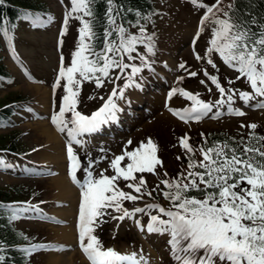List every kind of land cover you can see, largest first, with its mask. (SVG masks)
<instances>
[{
    "label": "snow or ice",
    "instance_id": "6c2138e0",
    "mask_svg": "<svg viewBox=\"0 0 264 264\" xmlns=\"http://www.w3.org/2000/svg\"><path fill=\"white\" fill-rule=\"evenodd\" d=\"M70 3L71 7L64 12L58 43H63L69 17L72 16L80 21L78 37L76 46L70 52V63L65 65L64 54L60 53L53 93L61 85V78L65 81L62 84L64 92L58 111L51 113V121L67 134L68 171L80 190L78 239L91 264H145L144 259H138L136 252H120L103 246L100 237L95 234L94 230L104 222L109 209L115 210L120 220L133 217L135 223L141 228L146 227L148 232L167 234L166 243L176 264H264V135L255 131L256 122H248L250 130L246 137L234 136L208 142L201 132L203 139L197 146L200 159H195V149L189 143L188 134H183L178 143L186 150V168L182 166L171 177L164 169L152 188L147 187L143 173L155 172L163 162L151 137L131 148L127 147L132 144L129 138L122 151L113 154L110 159L100 155L93 159L89 154L88 159L81 163L73 142L83 144L81 134L92 132L103 123L117 118L119 105L114 96L123 97L128 86L143 87L140 83L144 79L141 70L154 71L149 54L155 53L156 41L155 33L141 23L139 10L129 9L135 11L137 18L126 19L123 17L126 11L123 4L106 0L103 31L99 34L103 37L102 46L96 47L98 33L94 31L93 0H70ZM192 3L204 9L192 38L195 58L206 59L207 64L215 69L217 65L211 55L215 51L228 66L238 71V75L227 77L226 87L218 73H209L205 67L202 69L205 76L219 92L215 102L211 98L201 99L198 93L186 88L172 87L169 97L180 93L192 103L183 108L171 107L170 110L182 120H200L213 107L215 111L212 115H220L221 106L226 104L228 113L243 115L244 109L233 104L237 95L246 105L256 96L264 98V14L258 17L250 8L241 12L235 0H229L226 6H221L220 0L213 3L192 0ZM85 15L91 19H85ZM150 16L151 13H145L142 18L147 22ZM4 19L7 20V17ZM33 20L46 22L39 15H33ZM206 23L211 25V35L202 56L195 46ZM132 25L137 26L136 31H131ZM2 30L10 40L7 26ZM141 46L144 51H141ZM11 51L19 60L15 48ZM185 65L186 62L181 61L179 67L184 69ZM137 74H140L138 78ZM186 74L194 77L197 72L192 70ZM121 77L123 83L115 84V80ZM240 77L245 78L250 90L232 86V81ZM182 79L177 77V80ZM84 81H93L97 87L105 85L106 81L113 82L107 98L90 114L77 107L80 85ZM200 82L207 83V80L201 78ZM208 90L211 91V87ZM250 106L264 107V99ZM66 112L70 116H66ZM240 123L244 126L243 121ZM3 159L0 157V162ZM104 159H108L112 174H107L103 168L99 174H94L92 165ZM177 159H180L179 155ZM77 169H82V179L78 177ZM119 179H123L127 187L134 191L121 188L117 182ZM153 189L168 201L167 206L153 198ZM145 195L152 199L143 205L126 207L123 203L125 199L141 200ZM23 204L27 205L28 201ZM3 206L12 210L10 219H15L19 210L16 203L8 202ZM143 212L148 214L146 225L135 215ZM51 246L45 243L16 245L24 250L25 255ZM6 247L8 245L0 240V262L5 261L3 250Z\"/></svg>",
    "mask_w": 264,
    "mask_h": 264
},
{
    "label": "rangeland",
    "instance_id": "374dc122",
    "mask_svg": "<svg viewBox=\"0 0 264 264\" xmlns=\"http://www.w3.org/2000/svg\"><path fill=\"white\" fill-rule=\"evenodd\" d=\"M51 1V12L49 14L41 17L43 21L39 22L38 27L40 29L35 30V24L28 23L21 26L19 37L15 38L13 46L15 47L19 60L16 56L12 54L8 46H3L1 55L6 66L13 72V79L9 84H5L0 88V100L6 95H16L22 94L27 97V101L24 103L26 108L19 111L15 117L14 126L0 128V134L10 133L12 128L21 130V135L17 136L21 143L25 144L24 148L29 153V160L24 163L21 167L26 169H32L35 171L34 174H26L21 178L11 175L10 173H5L4 170L0 169V189L6 188L8 185H19V186H29L38 187V192L36 195L42 197L41 202L32 203V205L38 207L36 211H26L25 214H35L38 217L35 219L30 218H20L18 219V227L26 232V234L34 235L38 243H45L52 245L51 247H43L35 249L36 252L31 254V258L35 264H51V253H57L53 247V241L58 240L62 231L59 227L69 226L73 228V232L78 233L77 218L78 211L74 214L75 204L71 209L73 213L66 215L71 217V223H69L62 215L61 208L69 207V200L64 199V197L58 198L56 194L58 193V188L53 186L52 176L58 175L59 169L55 167L54 156L57 152L51 156V161L49 158H44L47 155L44 154L51 149L48 148V141L44 138V135L40 133V130L36 127L38 125L37 121L47 122V124L53 128L55 133H58L61 142L62 157L58 160L61 167H64L62 171L66 174L68 179V160L66 153L67 144V134L61 132L51 121V113L53 111H58V105L60 98L63 95L64 89L62 84L64 78H61V85L57 86L55 92L53 93V83L55 76L58 71L59 66V54L63 52L65 65L70 63V52L76 46L78 37V26L80 21L75 16L69 17V23L67 26V31L63 35V43H58L60 30L59 24L61 17L64 16L66 8L71 7L70 0H50ZM155 5L160 9L159 16L156 17V29L158 33L156 42V51L153 61L154 71H149L147 69H142L144 79L140 80L143 87L138 88L140 91L139 96H135L133 100L141 103L142 106H147L148 101H151L152 107L147 109L146 114L142 119H139L136 123V127L129 132H125L121 135L114 134H101L100 137L94 139H88L82 137L80 138L84 141L83 144H76L73 142L74 149L77 150V154L81 159L83 164L87 159L89 154L94 159L97 155L111 158L113 154H118L125 147V142L131 138L132 144L127 147L131 148L139 144L141 140L146 141L147 138L151 137L153 141L157 144V154L162 160V165H158L155 172L145 171L146 181L148 185H154L158 180L159 176H162L163 170L167 169L168 175L172 169H177L180 165L181 158L177 159V155L181 157L183 154V148L178 143V139L183 134L187 133L189 137V143L191 144V136H196L199 132L211 131H221L226 133H231L233 135H246V130L248 122L254 121L257 124L255 131L260 129L264 132V107H251V104L256 103L257 100L264 99L262 97L256 96L254 99L250 100L248 105L244 104L243 101L237 95L236 99L233 101L234 106H239L244 109V114L228 113L227 105H222V112L220 115H212L215 111L213 107L212 111L207 115L202 117L200 120H182L179 116L173 113L170 108H183L185 105H190L192 101L182 96L180 93H174L169 97L168 93L172 87H183L189 91L197 93L200 92L201 99H210L215 102L218 98L219 92L215 85L212 84L210 80L205 76L202 69L205 67L208 69L209 73L216 71L219 75L221 74V83L225 84L227 87V77H233L236 71L229 67L220 56L216 53H212V59L214 60L217 68H213L212 65H208L206 59L197 60L193 52L192 38L195 30L198 26V20L204 9L200 6L194 5L192 0H154ZM213 0H205L206 3H210ZM211 27L205 24L204 31L197 39L195 46L196 51H199L203 56L204 49L206 48L208 39L211 35ZM159 45V46H158ZM62 48H61V47ZM181 61H185L186 65L184 69L179 67ZM21 62L22 65L21 66ZM196 70L197 75L190 77L186 74L187 71ZM231 70H233L231 72ZM153 72V73H152ZM151 74H154L153 81L150 79ZM140 75V74H139ZM138 75V77H139ZM183 77L182 80H177V77ZM157 78V80H156ZM201 78L207 80V83H201ZM122 77L115 80V84H121ZM150 79V80H149ZM160 79L165 82V86H162L161 91H165V98L163 100L161 95H158L157 87L155 83ZM152 81V82H151ZM36 85L45 86L50 94L47 98L45 107L40 103L41 98L39 89ZM232 86L238 89H248L250 90V85L242 78L233 80ZM49 87V88H48ZM113 87L112 81H106L105 85L97 87L93 81H84L81 85V91L79 93L78 99L79 104L77 107L80 111L90 114L92 110L99 107L104 101V97L108 95L111 88ZM130 87H126L123 95L126 99L129 97ZM211 87V91H209ZM136 88V87H135ZM149 89V90H147ZM121 96L117 95L115 101L119 104ZM123 102L125 101L122 99ZM157 100V102H156ZM42 102V101H41ZM155 102V103H154ZM1 103V102H0ZM29 106L31 108H29ZM43 107V113L41 110ZM141 106L135 108L140 109ZM66 116H70V113L66 112ZM124 117V116H122ZM45 120V121H44ZM241 121L244 122V126H241ZM262 128V129H261ZM125 131L126 129H122ZM65 134V135H63ZM105 136V137H104ZM192 136V137H193ZM39 145V147H37ZM31 149V150H30ZM47 149V150H46ZM103 149V151H102ZM51 152V151H50ZM15 152H10L6 156L8 158L15 157ZM21 156V153L18 154ZM83 156V158H81ZM56 157V156H55ZM58 163V164H59ZM123 163V162H122ZM23 164V163H22ZM50 165L52 168L50 169ZM94 174H99L100 169H105L107 174H112L113 170L109 166L108 159H104L98 162V164L92 165ZM48 170V172L46 171ZM57 172V173H56ZM77 174L82 179L83 173L82 169H77ZM140 173H137L139 175ZM69 182V181H68ZM121 188L125 191H133L129 187H125V181L119 179L117 181ZM70 184V183H69ZM123 184V185H122ZM72 185L76 189V205L79 203L80 190L79 186ZM147 202H137L136 205H143ZM78 208V207H77ZM107 213V212H106ZM109 215L106 217L108 225L101 224L95 231L99 233L100 239H102V244L105 247H113L114 249L126 248L130 250V247H137L140 251H145V246L149 249L152 247L150 239L144 238L143 240H138L136 236L137 231L134 226H132L127 218H124L119 223V233L114 237L110 238V235H106L109 228H115L116 222L119 218L115 219L117 215L115 210L109 211ZM148 216V215H146ZM71 229V228H70ZM132 231V232H130ZM166 236V241L168 235ZM109 237L110 239H106ZM143 241V242H140ZM75 241L73 239L68 242L69 245H74ZM144 243V245H143ZM69 246V249H72ZM79 244L76 243L75 247ZM64 249V248H63ZM75 249V248H73ZM72 250L63 256V260L57 262V264H67L69 258H72V264H88L85 257L78 255L77 252ZM51 254V256H50ZM84 258V259H83Z\"/></svg>",
    "mask_w": 264,
    "mask_h": 264
},
{
    "label": "trees",
    "instance_id": "16d2710c",
    "mask_svg": "<svg viewBox=\"0 0 264 264\" xmlns=\"http://www.w3.org/2000/svg\"><path fill=\"white\" fill-rule=\"evenodd\" d=\"M116 4H123L124 9L126 10L123 14V17L126 19H136V13L135 11H128L129 9L132 10H139L141 13V23H145V26L147 27L148 31L155 33V39H156V29L154 24V15L157 13V9L155 6H153V3L151 0H115ZM229 0H221L220 4L221 6H226L228 4ZM236 7L243 12L245 8H250L252 12H254L258 17L262 14H264V0H235ZM44 6L43 1L41 0H0V31H3L2 29L5 26H8L9 28L18 26L20 23V18H28L30 14H34V11H40L41 8ZM93 11H94V17H95V26L94 31L98 33L97 36V43L96 47L102 46V35H99L103 31V19H104V13L106 10V0H93ZM145 13H151L150 18L145 22L143 20V15ZM219 14V13H218ZM7 17V20L4 18ZM85 19H91L87 15H85ZM207 24V23H206ZM137 26L132 25L130 26L131 31H136ZM255 28V26H253ZM1 43H0V50H1ZM144 51V49H143ZM214 55L215 52H212ZM150 59H154V54H149ZM216 72V71H212ZM217 73V72H216ZM219 75V74H218ZM12 79V74L10 73V70L6 68L5 63L3 62L1 56H0V87L5 85L6 83H9V81ZM219 79L221 80V74L219 75ZM245 80V78H243ZM246 81V80H245ZM21 97H24L21 94L16 95H9L5 96L0 100V124L7 123L9 120L10 114H12L13 110L11 108L10 102H12L15 99H20ZM262 129V128H261ZM250 129H247L246 135ZM258 133H261L264 135V132L258 129L256 131ZM199 134L194 136L193 138V145H194V157L195 159H200V153L198 150V145L202 142V137ZM14 133L11 134H0V148L7 147L8 149H16L18 148L17 143L14 140H10L11 136H13ZM205 136L207 137L208 142H211L213 140H224L229 137H240L243 135H233L226 132L221 131H211L206 132ZM185 151H183V154L181 155V162L180 165L177 167V169H172V171L169 173V177L175 175L178 171L181 170V167H185L187 165V157L184 155ZM162 187V185H161ZM14 190L0 189V240H3L8 247H6L3 251L5 252V261L0 262V264H30L29 261V253L25 255L24 250L22 248L16 247V245H23L24 243H27V241L31 238L30 236H26L25 234L21 235L22 231L16 226L14 223L15 219H10L11 211L8 208H5L3 205L7 204V201L13 200L14 198H19L22 195L18 196L19 194L23 193V190L17 186L13 187ZM159 197H163L162 194L158 195ZM164 198V197H163ZM165 199V198H164ZM166 200V199H165ZM167 201V200H166ZM168 203V201H167Z\"/></svg>",
    "mask_w": 264,
    "mask_h": 264
},
{
    "label": "bare ground",
    "instance_id": "6f19581e",
    "mask_svg": "<svg viewBox=\"0 0 264 264\" xmlns=\"http://www.w3.org/2000/svg\"><path fill=\"white\" fill-rule=\"evenodd\" d=\"M153 75L154 74H151V76H152V77H150L151 80H153V77H154ZM158 80H160V79H158ZM45 86L42 87V86L36 85L37 89H39V92H40V96L39 97L41 98V101H42V102L40 101V103L43 104V107H45V105H47L45 103L47 102V98L49 97V94H50L49 90ZM155 87L162 88L161 85H156ZM130 89L131 90L129 92V98H127L124 101L126 103H127V101H130V105H128V106L126 105V107H125L124 106V102L121 101L120 102V106L116 110V113L120 116L121 120L125 124L132 125L133 123H135V121L139 120V118L137 117V113H138L137 110L132 108L133 106H136L135 101L133 99H135L134 98L135 96H139V94L142 93V92L140 91V89L135 88V87H130ZM164 94H165V91H163V90L161 91L160 89H158V95H161L163 100L165 98ZM156 102H157V100H156ZM43 107H41L42 112L44 111ZM123 107H125V108H123ZM149 108H151V106L147 107V109H149ZM122 109H124L125 111L127 109H130L131 112H128L127 116L122 117V116H124V112H125V111L122 112ZM43 113H45V112H43ZM37 122H38V125L36 127L40 130V133L44 135V138L46 139V141H48L47 149L48 148L51 149L50 150L51 152L47 151L46 153H44V154L47 155L44 158L48 157L49 160L51 161L50 157L53 156L57 152V154L55 155L56 157L54 156V159H55V162H57V163H55L56 164L55 168L59 169V172L58 173L56 172L58 175L52 176L51 179L53 181V186L58 188V193L56 194V196L58 198H60V199H61V197H64V199L69 200V207H62L60 209L61 212H62V215H64L65 216L64 218H66V215L70 214V212L73 213V209H71V208L73 207L74 204H75L74 214L77 213V211H78V209L76 208V207H78V205H76L77 204L76 203V201H77L76 189L72 185L69 184L68 179L66 177V174L64 173V171H62L64 167H61L60 163L58 162V160L62 157V153H61L62 152V150H61L62 148H61L60 138H58L59 137L58 133H55L53 128L50 127L47 124V122L46 123L43 122V121H37ZM117 123H120V122L118 121ZM132 129H134V127L129 129V130H127V131H123L120 128H118L115 132H116V135H121V134H123L125 132H129ZM100 135L101 134H99V133H90L89 132L87 134L84 133L83 137L84 138H88V139H91V138L94 139V138L100 137ZM59 147L61 149H58ZM63 220H66L69 223H71V221H72L71 217H67L66 219H63ZM70 228H69V226H66V225L62 226V227H59V230L62 231V235H61V237L58 240H56V241L54 240L53 241V243H54L53 247H54V249H55V251L57 253H61V254L51 253L52 254V256L50 254V256L52 257L51 258V264H57V262L63 260V256L65 254H67V253L70 254V252H71L70 250H69V252H64L66 247L69 246L68 242L71 241L72 239H74L75 232H73V228L72 227H70ZM56 245H61V246L57 247ZM123 251H125V249ZM67 264H72V258H69V262ZM121 264H123V263H121ZM149 264H151V262Z\"/></svg>",
    "mask_w": 264,
    "mask_h": 264
}]
</instances>
